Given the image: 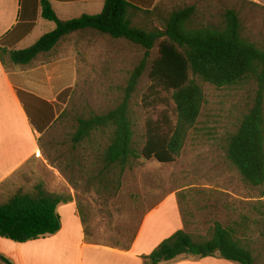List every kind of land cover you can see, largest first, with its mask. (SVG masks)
<instances>
[{"label":"rangeland","instance_id":"rangeland-1","mask_svg":"<svg viewBox=\"0 0 264 264\" xmlns=\"http://www.w3.org/2000/svg\"><path fill=\"white\" fill-rule=\"evenodd\" d=\"M188 7L197 10L192 24L197 27L221 26L225 12L235 10L243 36L264 44V6L243 0H163L152 15H143V27L163 30L174 11ZM77 36L68 37L66 45H72L81 55L79 80L63 116L41 140L46 161L38 159L26 166L13 179L15 188L10 189L11 194L32 193L43 183L45 188L51 184L66 197L71 187L84 212L89 236L125 246L132 242L138 229L150 189L157 187L164 196L178 189L187 231L195 240H209L214 224L219 222L233 227L236 237L252 252L255 263L264 264V187L246 184L225 151L228 138L237 131L250 108L254 86L217 89L199 82L205 94L202 114L178 160L172 164L140 160L135 169L121 172L103 161V153L110 144L108 135L97 132L92 141L77 144L73 136L79 126L78 118L92 113L103 115L117 107L130 73L147 50L94 33ZM160 42L150 51L147 71L132 103L135 142L139 148L144 144L147 117L141 100L150 85L151 63L158 57ZM161 110L153 112L154 119ZM100 173H105L99 175L100 180L107 179V174L110 179L113 177L114 187L92 192L90 181Z\"/></svg>","mask_w":264,"mask_h":264},{"label":"trees","instance_id":"trees-1","mask_svg":"<svg viewBox=\"0 0 264 264\" xmlns=\"http://www.w3.org/2000/svg\"><path fill=\"white\" fill-rule=\"evenodd\" d=\"M154 4L155 0L149 3L106 0L99 15L61 21L50 2L43 0V18L54 22L56 29L28 49L8 53L0 48V57L7 53L15 65L28 66L41 55L54 51L65 37L86 33L145 48L146 55L130 73L117 107L103 115L92 113L78 118L79 126L73 136L77 144L92 141L97 132L108 135L110 144L103 153V161L121 172L135 169L140 160L160 164L178 160L202 114L205 94L199 82L217 89L254 86L250 108L237 131L228 138L225 151L228 161L246 184L264 187V44L243 36L241 20L232 9L225 12L221 26H192L197 10L188 7L174 11L163 30H148L143 27V15H152L156 9ZM159 41L158 57L151 63L149 72L150 85L141 100L147 117L144 144L139 148L135 142L132 103L147 71L150 51ZM158 109L162 110L154 119L153 112ZM68 200L48 192L43 183L32 193H16L0 204V237L27 243L57 234L62 227L57 208ZM208 257L234 264H256L252 252L236 237V230L219 222L214 224L209 240L197 241L187 230H181L143 261L144 264H168L179 258Z\"/></svg>","mask_w":264,"mask_h":264},{"label":"crops","instance_id":"crops-1","mask_svg":"<svg viewBox=\"0 0 264 264\" xmlns=\"http://www.w3.org/2000/svg\"><path fill=\"white\" fill-rule=\"evenodd\" d=\"M42 1L0 0V48L8 53L28 49L56 29L54 22L43 18ZM48 1L59 20L70 21L83 15H99L106 0ZM137 1L149 3L150 0H134ZM162 1L155 0L153 7L157 8ZM243 1L264 6V0ZM68 37L54 51L41 55L28 66L15 65L7 53L0 57V204L15 195L10 190L15 188L13 179L31 162L44 158L41 140L65 112L77 85L81 55L72 45H66ZM99 175L93 176L97 180L91 179L89 190L99 192L114 187L113 177L110 179L107 174V179L101 183ZM85 180L88 183L87 178ZM50 185L46 186L48 192L62 196ZM69 190V196L65 197L69 200L57 208L61 230L27 243L0 237V256L8 261L0 258V264H144L143 258L162 242L178 231L187 230L180 190L164 196L154 187L146 197L144 212L131 243L122 246L93 240L87 232L76 193L71 187ZM168 264L234 263L208 257L179 258Z\"/></svg>","mask_w":264,"mask_h":264}]
</instances>
